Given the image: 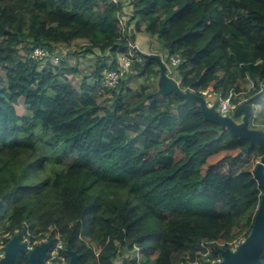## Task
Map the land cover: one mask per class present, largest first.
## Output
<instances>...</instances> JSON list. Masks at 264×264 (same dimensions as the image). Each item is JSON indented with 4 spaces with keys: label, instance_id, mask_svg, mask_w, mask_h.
Listing matches in <instances>:
<instances>
[{
    "label": "trees",
    "instance_id": "obj_1",
    "mask_svg": "<svg viewBox=\"0 0 264 264\" xmlns=\"http://www.w3.org/2000/svg\"><path fill=\"white\" fill-rule=\"evenodd\" d=\"M138 33L159 40L183 90L248 103L251 127L264 130V0H0V234L28 223L53 244L61 235L78 264H175L205 241L218 254L249 236L263 150L198 102L130 87L129 72L104 85ZM79 42L99 54L95 81L78 85L68 67L79 51L64 50ZM37 47L60 60L33 58ZM137 54V77L160 73L159 52ZM136 248L142 259L126 254Z\"/></svg>",
    "mask_w": 264,
    "mask_h": 264
},
{
    "label": "water",
    "instance_id": "obj_2",
    "mask_svg": "<svg viewBox=\"0 0 264 264\" xmlns=\"http://www.w3.org/2000/svg\"><path fill=\"white\" fill-rule=\"evenodd\" d=\"M156 58L160 62L159 89L163 95L174 93L181 98L198 102L207 120L221 125L222 128H227L232 134L241 139L249 140V149L259 146L264 152V130L251 127L250 119L253 110L250 104L244 102L235 109L232 116H224L217 110V103L209 105L205 96L190 90H183L179 82L168 73L162 57L156 56ZM235 116L240 117L241 120H236ZM254 174L263 190V194L249 236L238 245L236 250L221 248L222 261L208 264H260V256L264 251V155L258 160ZM22 239L23 233L20 232L6 243L3 247L4 256L0 258V264H17L22 253L28 255L30 264H47L46 259L53 245V240L42 242L30 250ZM67 251L70 255L67 264H78L81 254L70 247H67ZM122 264H126V260Z\"/></svg>",
    "mask_w": 264,
    "mask_h": 264
},
{
    "label": "built area",
    "instance_id": "obj_3",
    "mask_svg": "<svg viewBox=\"0 0 264 264\" xmlns=\"http://www.w3.org/2000/svg\"><path fill=\"white\" fill-rule=\"evenodd\" d=\"M110 1L119 4L121 0H110ZM120 23L122 27H124L125 22L122 15L120 16ZM140 51H141L140 46L136 42L131 43L130 53L122 54L120 57V67L117 69L108 70L105 73L104 85L106 87L117 86L120 80L124 78L126 74H128V72L130 71L134 58L138 55L137 53ZM32 57L40 60H47L49 58H53L55 61H59L61 55L59 53L51 54L44 48L37 47L34 49ZM169 60L171 66H177L181 63L182 58L180 55H173L170 56ZM201 92L208 100L209 105H214L215 103H217V110L224 116H232L235 109L238 107V104L235 103V101H233L231 98L219 97L218 99H216L215 93L211 89L201 90ZM20 232L23 233L22 241L27 244L28 249L30 250L35 248L42 242H46L50 240L47 236H43L42 234L40 235L34 234V232L30 228V225L28 223H24L22 226H18L11 231L0 234V258L4 256L3 247L6 245V243L14 235ZM212 244L213 242H209V241L203 242L202 244L203 249H201L200 252H198L195 258H191V256L187 254L183 256L175 264H208V263H215L222 261L223 257L222 254L220 253V250L218 254H215L214 249H216V247L213 246ZM239 244L240 243H237L235 245L230 243L229 248L232 250H236ZM63 249H65V243L62 236L60 235L57 242L53 244L51 249L49 250L46 263L67 264L69 261L67 259V256L63 254L62 252Z\"/></svg>",
    "mask_w": 264,
    "mask_h": 264
},
{
    "label": "rangeland",
    "instance_id": "obj_4",
    "mask_svg": "<svg viewBox=\"0 0 264 264\" xmlns=\"http://www.w3.org/2000/svg\"><path fill=\"white\" fill-rule=\"evenodd\" d=\"M126 7H128L129 8L128 11L131 10V12H129V13L123 12L124 14H122V16H123V19L125 22L124 25H126L128 19L131 16L132 4L129 2ZM134 23L135 22L132 23V27H131L132 30H134V27H135ZM137 38L139 41L138 43L140 45V50L143 54H145V53L146 54L147 53L156 54L157 52H159L161 54L162 59H165V53L162 52V48H161L162 44L159 42V40L156 37H153L152 35L147 34V33H138ZM82 46L83 45H81V43L79 42L76 45H72L70 47L67 46L68 49H66V50L63 49L64 53H67L68 52L67 50H70L72 53L75 50L79 51L78 55H73V58L70 59V61H69L70 63H69V67H68V68H71V67L76 66L78 68L79 73L74 78L75 83H77L78 85L81 84V82L84 79H87L90 82L95 81L94 76H93V74H94L93 71L96 68L95 58H96L97 54H99V52H97V54L88 53V51H85V49L81 48ZM84 52H86L87 54H84ZM140 68L141 67H138V69H140ZM138 69L132 70V68H131V70L129 71V74H131L132 77L129 80L128 85L132 88H138L141 86V84L145 83L151 88V90H153V91L157 90L158 86H159V79H160L159 71L156 70L152 74L137 77L136 74L138 72ZM170 72H173L172 68L169 71V74L171 75ZM252 85H253V81L249 80V82L247 83V86L251 87ZM254 111L257 114L258 108H255ZM235 119L238 121L241 120V118L238 116H235ZM256 128L263 129V127H260V126H257ZM62 149H63V146L60 145V147H58L55 150L56 154L60 155L62 153ZM260 158L258 160H260ZM258 160H257V162H258ZM257 162H256V164H257ZM243 239H244L243 235H237L235 237V239H233V241H231L230 243L236 245L237 243H241L243 241ZM126 254L129 255L130 258H135V257L139 258V259L143 258L142 252H139V249H137V248L134 252H132V253L127 252ZM122 259H123V256H121V258L117 259L116 263L121 264Z\"/></svg>",
    "mask_w": 264,
    "mask_h": 264
},
{
    "label": "crops",
    "instance_id": "obj_5",
    "mask_svg": "<svg viewBox=\"0 0 264 264\" xmlns=\"http://www.w3.org/2000/svg\"><path fill=\"white\" fill-rule=\"evenodd\" d=\"M127 5H128V2H126L125 5H124V9H123V10H124L125 13H126V12H127V13L131 12V10L128 11L129 8L126 7ZM130 27H132V24H131ZM136 42H137V44L139 45V43H138V42H139V41H138V38H137ZM139 46H140V45H139ZM150 52H151V51H150ZM147 54H148V53H147Z\"/></svg>",
    "mask_w": 264,
    "mask_h": 264
}]
</instances>
